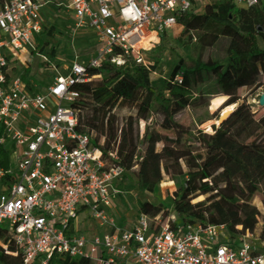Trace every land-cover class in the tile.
Segmentation results:
<instances>
[{
    "label": "built area",
    "instance_id": "obj_1",
    "mask_svg": "<svg viewBox=\"0 0 264 264\" xmlns=\"http://www.w3.org/2000/svg\"><path fill=\"white\" fill-rule=\"evenodd\" d=\"M204 3L0 0V145L9 148L7 166L0 168V227L10 234L21 264H48L53 256L92 264H264V250L255 249L250 235L228 240L222 226L170 229L169 221L141 213L122 229L111 203L123 194L119 185L127 172L120 165L106 169L92 138L76 130L74 104L92 80L89 70L128 60L148 68L163 34L177 27L181 15L200 14ZM233 4L246 9L259 0ZM61 13L70 19L72 35H93L96 51L86 62L63 66L66 75L40 92L18 73V52L46 61L41 36ZM85 222L93 223L95 233L81 234Z\"/></svg>",
    "mask_w": 264,
    "mask_h": 264
},
{
    "label": "trees",
    "instance_id": "obj_2",
    "mask_svg": "<svg viewBox=\"0 0 264 264\" xmlns=\"http://www.w3.org/2000/svg\"><path fill=\"white\" fill-rule=\"evenodd\" d=\"M204 1L200 14L177 20L182 29L177 41L198 40L203 52L189 64L179 60L158 90L150 77L161 55L159 46L148 68L128 60L121 67L107 62L89 70L92 80L80 88L74 104L76 130L92 138L106 169L120 165L128 173L135 167L140 192L151 193L164 179L173 181L169 197L182 227L222 226L228 240L248 234L264 245V113L254 117L250 107L239 103L237 81L244 75L246 89L264 90V6L244 9L236 8L233 0ZM238 36L252 40L251 52H237ZM45 45L46 40L39 50ZM26 76L24 70L23 81ZM219 95L226 98L220 110L234 108L223 123L211 126L209 142L201 130L188 133L174 123L185 108L206 107V98ZM150 114L158 119L142 131ZM8 155L9 148L0 145V168L7 166ZM158 213L153 209V217ZM169 228L175 226L169 223ZM21 260L10 234L0 227V264ZM48 264L92 263L53 256Z\"/></svg>",
    "mask_w": 264,
    "mask_h": 264
},
{
    "label": "rangeland",
    "instance_id": "obj_3",
    "mask_svg": "<svg viewBox=\"0 0 264 264\" xmlns=\"http://www.w3.org/2000/svg\"><path fill=\"white\" fill-rule=\"evenodd\" d=\"M259 4L264 6V0H259ZM71 24L67 15L61 13L60 16L53 20L54 28L50 31V35L45 36L44 34L41 36L42 39L46 38L47 41V45L40 51L46 61L40 59L38 55L29 54L28 50L18 52L19 60L16 64L18 73L21 74L24 70H27L26 79L29 83L34 84L40 92L46 91L55 77L66 75V70L63 66L67 68L73 61L86 62L96 51L93 35L84 31H76L72 35L70 33ZM181 31L180 27H175L167 31L161 39L159 45L161 55L158 58L155 73L150 77L156 90L169 77L172 68L179 60H183L186 64H189L190 61L195 60L203 52L199 51L198 40L192 41L190 44H183L181 41H177ZM236 39L238 42L237 52H251L253 50L250 38L238 36ZM156 56V53L152 54V63L155 58L157 59ZM50 65L56 66V72L49 68ZM238 95L239 103L250 107L253 110L254 117L264 113V106L260 107L258 105V99L264 95V90L246 89L245 86H242L238 90ZM206 99V107L198 109L187 107L174 118V123L178 128L188 133L201 130L205 140L207 136L206 128H209L211 131V126L216 122V116L219 117L223 112V109L220 110V106L226 98L219 95ZM157 119L155 114H150L147 120L140 126L143 129L142 131L146 127H153ZM175 133L176 130L169 132L168 135L174 136ZM139 149L141 150L142 147L140 146ZM134 171H136L135 167L122 177L119 186L123 194L113 199L111 203V210L118 220L119 226L122 229H129L133 219L142 213L141 208L143 207L144 213L148 215L150 221L154 220L153 209H159L157 217L160 220L164 217L165 221H169L174 226L180 227L178 212L174 210L169 197L175 188V183L164 179L151 193H143L137 188L136 179L133 175ZM256 198L262 199L258 193H256ZM84 224L80 225L82 229L81 234L89 235L95 233L92 222H85ZM251 242L257 251L261 252L264 250V245L259 241L252 240Z\"/></svg>",
    "mask_w": 264,
    "mask_h": 264
},
{
    "label": "water",
    "instance_id": "obj_4",
    "mask_svg": "<svg viewBox=\"0 0 264 264\" xmlns=\"http://www.w3.org/2000/svg\"><path fill=\"white\" fill-rule=\"evenodd\" d=\"M258 105L260 107H263L264 106V95L260 96L259 99H258ZM233 108V107H232ZM232 108L228 111H224L220 114V116L217 118L216 122L214 123L215 126H218L220 125L221 123H223L227 118L228 116L230 115L231 111H232Z\"/></svg>",
    "mask_w": 264,
    "mask_h": 264
},
{
    "label": "crops",
    "instance_id": "obj_5",
    "mask_svg": "<svg viewBox=\"0 0 264 264\" xmlns=\"http://www.w3.org/2000/svg\"><path fill=\"white\" fill-rule=\"evenodd\" d=\"M237 81L240 87L246 86V79L244 75L237 76Z\"/></svg>",
    "mask_w": 264,
    "mask_h": 264
},
{
    "label": "bare ground",
    "instance_id": "obj_6",
    "mask_svg": "<svg viewBox=\"0 0 264 264\" xmlns=\"http://www.w3.org/2000/svg\"><path fill=\"white\" fill-rule=\"evenodd\" d=\"M232 107H233V106L226 107L225 109H223V112H224V111H228V110H230ZM210 132H211L210 129H209V128H206V134H207V136H206V141H207V142L210 141V134H211Z\"/></svg>",
    "mask_w": 264,
    "mask_h": 264
}]
</instances>
